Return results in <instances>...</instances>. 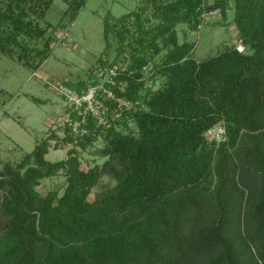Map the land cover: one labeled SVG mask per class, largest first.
Listing matches in <instances>:
<instances>
[{
	"label": "trees",
	"instance_id": "obj_1",
	"mask_svg": "<svg viewBox=\"0 0 264 264\" xmlns=\"http://www.w3.org/2000/svg\"><path fill=\"white\" fill-rule=\"evenodd\" d=\"M86 1H69L75 15ZM229 6L230 0L156 4L160 21L140 41L143 47L158 38L173 43L155 68L168 78L154 90L136 79L125 90L113 86L117 95H149L152 110L123 112L119 124L138 121V136L107 130L100 152L111 156L99 171L80 169L75 156L49 159L54 132L0 165V226L8 229L0 237V264H264V0H235L248 53L227 46L198 61L190 53L194 43H178L175 31L180 22L196 29L205 10L219 7L226 15ZM144 57L132 66L142 68ZM67 84L88 88L85 81ZM70 114L80 118L77 110ZM90 120L89 140L99 131L92 112ZM217 123L225 124L227 138L208 140L204 133ZM62 171L63 193L41 194V180ZM109 172L114 184H103L90 199Z\"/></svg>",
	"mask_w": 264,
	"mask_h": 264
},
{
	"label": "rangeland",
	"instance_id": "obj_2",
	"mask_svg": "<svg viewBox=\"0 0 264 264\" xmlns=\"http://www.w3.org/2000/svg\"><path fill=\"white\" fill-rule=\"evenodd\" d=\"M69 1L74 0H0V33L16 35L0 38V165L18 160L34 148L37 140L54 132L57 138L51 141L56 147H50L49 159L75 156L80 169L99 171L111 156L100 152L107 141V130L115 126L138 136V121L128 117V126L119 124L125 119L123 112L152 110L149 95L133 99L117 95L113 86L125 90L130 80L136 79L144 80L146 88L154 90L168 78L155 68L163 64L173 43L158 38L153 46L143 47L140 41L145 30H153L160 21L155 12L162 0H87L76 15ZM214 1L204 0L205 4ZM234 5L235 0H230L226 15L219 7L205 10L196 29L187 22L178 23V43L193 42L190 53L198 61L217 56L227 46L244 44ZM251 50L245 47L242 51ZM138 56H145L142 68L132 66ZM32 64L38 65L32 68ZM80 81H85L88 88L97 87L87 97L94 110V128L100 131L91 140L85 139L91 130L89 114L87 131H74L69 121L74 104L57 88L59 82ZM104 98H113L118 104L111 106ZM70 129L74 132L71 141L64 138ZM204 136L211 140L206 133ZM70 149L75 150L71 155ZM114 182V176L106 173L89 198H94L103 184ZM66 184L67 176L62 171L42 179L37 189L43 195L50 190L62 194ZM7 230L0 226V237L6 236Z\"/></svg>",
	"mask_w": 264,
	"mask_h": 264
},
{
	"label": "built area",
	"instance_id": "obj_3",
	"mask_svg": "<svg viewBox=\"0 0 264 264\" xmlns=\"http://www.w3.org/2000/svg\"><path fill=\"white\" fill-rule=\"evenodd\" d=\"M237 48L242 51L245 49V44L239 42L237 44ZM58 90L66 96L69 102L74 104L73 110H77L80 114V118L73 119L71 117L70 125L73 127L74 131H82L83 133L87 131V121H88V114L92 112L94 113L93 108L91 107V103L88 100V92L95 91L97 87L88 88L87 90L82 89L80 92L78 89L68 85L64 82H59L57 84ZM95 89V90H94ZM206 135L209 139L213 140L216 139L218 141L225 140L227 138L226 133V126L224 123H217L216 125L210 127L206 130Z\"/></svg>",
	"mask_w": 264,
	"mask_h": 264
}]
</instances>
